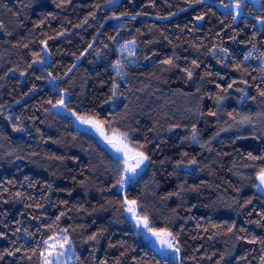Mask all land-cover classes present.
<instances>
[{
  "label": "trees",
  "instance_id": "16d2710c",
  "mask_svg": "<svg viewBox=\"0 0 264 264\" xmlns=\"http://www.w3.org/2000/svg\"><path fill=\"white\" fill-rule=\"evenodd\" d=\"M261 20L264 0H0V264H41L61 229L70 264H264V140L228 132L264 112ZM117 134L148 157L131 175Z\"/></svg>",
  "mask_w": 264,
  "mask_h": 264
},
{
  "label": "snow or ice",
  "instance_id": "6c2138e0",
  "mask_svg": "<svg viewBox=\"0 0 264 264\" xmlns=\"http://www.w3.org/2000/svg\"><path fill=\"white\" fill-rule=\"evenodd\" d=\"M236 7L239 8L240 4L237 3ZM260 23L261 25H264V20H261ZM165 63L171 64L172 61L166 60ZM189 75H191L190 72H189ZM229 87H231V85H229ZM261 95H264V93H261ZM57 103L63 106V97ZM73 115H75V113H73ZM77 119L80 120L81 123L92 124V126L95 127L97 131H101V134L103 135V132H102L103 125L100 121H90L83 117H77ZM105 139L107 140V143L110 144L117 152H124L125 161H127V159L129 158L128 153L131 150L128 149L127 145L123 143V139H126V137L122 139L120 138V134H117V136L114 138L105 137ZM252 158L255 159V157H252ZM132 159L136 161L135 165L126 167L125 171L135 172L136 168H139L140 164L143 163V161L147 160L148 157L145 156L143 152H138L134 156H132ZM191 163H195V161H192ZM177 166L179 167V165ZM257 179L260 181V184L264 185V169L260 170L257 176ZM120 183L121 185L124 183L123 177L121 178ZM125 203L128 205V207L126 208V211L132 214V218L136 220L137 222V227H139L140 225H143L145 229H147L149 232H151L153 236L157 238L160 244L166 245L168 248H171L174 252L179 251V249L174 247L172 243V241L175 240V237L172 235L171 232H167L165 230L156 231L152 229L151 227H149V221H148L147 216H144L143 218H141L137 215L136 210H135L136 203H137L136 201L134 200L125 201ZM229 231H231V229H229ZM161 237H166L167 239H161ZM50 239L53 241V243L49 244V241L45 240L44 241L45 248L43 251L40 252V255L42 258V264H60V257L66 256L70 252V249L66 248V245L69 244L68 238L65 235L62 238L54 236V237H51ZM251 242H255V241H251ZM262 260H264V258H262Z\"/></svg>",
  "mask_w": 264,
  "mask_h": 264
},
{
  "label": "rangeland",
  "instance_id": "374dc122",
  "mask_svg": "<svg viewBox=\"0 0 264 264\" xmlns=\"http://www.w3.org/2000/svg\"><path fill=\"white\" fill-rule=\"evenodd\" d=\"M244 1H252L255 4L258 3V0H231V4H234V6H236L237 3L241 4ZM135 53H136V46L133 42H126L123 45H121L119 48V61L113 65V69L116 72H119L120 74H122L123 76L124 72L122 69V62L134 63L136 60ZM90 121H94V120H90ZM228 129H229L228 132L235 133V134L251 133V134L259 135L264 140V112H258L253 115L240 116L236 120L230 122ZM128 149H130L131 151L128 153L129 158L127 159V161H125V167L135 165L136 161L132 159V156H134L136 153L139 152L135 149H131L130 147H128ZM120 153H122L125 156L124 152H120ZM142 164L143 163H141L140 166ZM136 171H137V168L135 172ZM135 172L128 171V175H131L132 173H135ZM165 231L169 232L168 230H165ZM65 235L67 236L68 241H69V244L66 245V248L70 249V252L66 256L60 257V264H70L73 261L74 246L65 229H61L58 233L51 236V237L55 236V237L62 238ZM50 238L47 239L49 241V244L53 243V241ZM144 239L148 242L149 245H151L156 250H160L163 252L171 251L170 250L171 248H168L166 245L160 244L157 238L153 236L151 232H147L144 235ZM161 239H167V238L161 237ZM44 248H45V245H44Z\"/></svg>",
  "mask_w": 264,
  "mask_h": 264
},
{
  "label": "water",
  "instance_id": "95a60500",
  "mask_svg": "<svg viewBox=\"0 0 264 264\" xmlns=\"http://www.w3.org/2000/svg\"><path fill=\"white\" fill-rule=\"evenodd\" d=\"M256 186H255V191L264 198V185L260 184V181L256 177Z\"/></svg>",
  "mask_w": 264,
  "mask_h": 264
}]
</instances>
